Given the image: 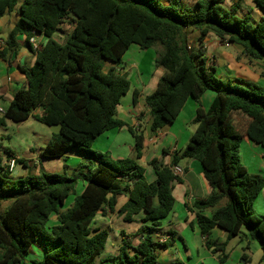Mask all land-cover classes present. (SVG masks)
<instances>
[{
    "label": "trees",
    "instance_id": "obj_1",
    "mask_svg": "<svg viewBox=\"0 0 264 264\" xmlns=\"http://www.w3.org/2000/svg\"><path fill=\"white\" fill-rule=\"evenodd\" d=\"M223 3L200 0L194 8H186L179 0H168L167 5L161 0H0V18L12 11L18 17L0 51L1 60L18 48L17 34H24L27 42L33 35L46 38L34 51L33 65L20 68L25 86L13 94L0 126L6 120L20 123L30 117L47 127L59 125L60 132L51 133L40 156L59 158L69 149L83 156L71 176L40 170L38 176L18 178L0 157V209L7 203L0 210V264H21L33 244L43 251L33 264H94L108 238L107 229L91 226L98 213L117 212L131 222L143 212L142 223L150 222L134 236L138 237L136 244L121 233L117 255L99 264H157V249L169 246L156 243L153 237L174 205L171 184L178 177L170 167L152 159L148 165L156 179L146 181L138 163L143 134L131 127L132 157L113 160L107 153L91 150L101 134L125 126L115 111L130 82L127 73L121 72L124 65L118 66L131 45L142 51L153 49L154 68L163 70L156 89L144 97L152 133L173 123L188 98L197 103L195 130L185 148L173 155L171 165L188 159L203 168L211 193L187 211L195 214L201 236L215 228L226 233V241H206V248L212 254L220 253L218 261L225 263L227 242L244 228L249 239L259 244L264 260V216H256L253 210L264 178L246 171L239 156L243 137L264 148V89L239 79L218 78L216 60L208 59L203 47L212 33L223 43L240 46L248 58L264 60V0H255L262 16L253 25L248 18L237 16V4L226 9ZM63 24L71 30L60 43L53 35ZM188 30L198 32L193 49ZM106 63L116 68L105 70ZM207 91L214 97L204 111L200 99ZM137 95L134 90V103ZM36 108L41 109L39 116L33 115ZM17 162L25 164L21 159ZM78 181L83 182V190L64 210ZM120 194L127 201L116 210ZM208 209L212 210L210 217L202 214ZM53 214L57 224L47 233L44 228Z\"/></svg>",
    "mask_w": 264,
    "mask_h": 264
},
{
    "label": "crops",
    "instance_id": "obj_2",
    "mask_svg": "<svg viewBox=\"0 0 264 264\" xmlns=\"http://www.w3.org/2000/svg\"><path fill=\"white\" fill-rule=\"evenodd\" d=\"M197 1L200 0H185V2L184 0H179V2L186 8H194ZM161 2L164 5L168 4V0H161ZM236 4L238 5L236 10L238 17L248 18L249 20H252L254 24L261 18L262 12L257 7L255 0H224L222 6L226 9H229ZM17 21L18 17L15 11L6 13L0 18V51L6 47L5 43L7 35L14 28ZM55 34L53 35L54 39ZM197 36V31H187L188 42L191 40L195 41ZM36 39L40 44L46 41V38L42 35H37ZM207 39L208 42H206ZM15 40L19 45L18 48L12 52H9L5 60L0 59V109L2 111L5 110L10 104L13 94L25 86V77L20 68H30L35 61L34 50L28 44L26 36L24 34H17ZM203 47L205 49V56L208 59L214 58L216 60L215 75L218 78L223 80L239 79L254 83L256 85L259 84L264 88V60H252L248 58L244 55L240 46L234 44H223L214 34L212 36V33L207 35L203 43ZM136 50L138 52V49ZM125 54L123 58L125 57ZM155 56L152 58V67L154 66ZM136 65L140 64L137 63ZM110 67L115 66L110 63H106L104 69L106 70ZM124 67L125 68L121 70V72L128 74L127 69L130 70V68L126 67V65H124ZM153 69H150V72L146 75L138 70L136 73L134 72L133 76H136V82L133 88L130 86L128 90V92L131 90V99L128 102H125L124 105L119 104L116 107L115 117L116 119L122 121L125 126L108 130L97 137V139L93 142L94 144L99 138H104L105 146L103 151H109L108 153L113 160L124 159L133 156L134 140L128 131V127H131L137 132H141L143 134L144 140L142 156L139 162L142 161L145 165V167H143L144 177L147 182H153L156 179V175L152 167L148 165L149 161L152 159H157L163 165L171 167L173 155L179 154L185 148L191 134L195 130L193 120L195 118L197 109V103L193 99L188 98L173 123L166 125L155 133H152L149 129V109L144 103V97L151 94L156 89L159 78L163 74L162 69ZM134 90L137 91L138 94L135 103L133 102L132 98V93ZM213 97L214 93L211 91L205 92L201 97V106L204 111L208 110ZM40 113V108H36L33 111L34 116H39ZM50 137L45 142V145L49 141ZM242 143L249 147L251 151H257L256 147H253L252 142L247 137H243L241 144ZM261 150V152H258V154H260L256 158V163L254 162L258 171H264V161L262 160L264 158V148ZM164 151L166 152L164 153ZM67 152H70L71 154L76 155L83 160V156L74 149L67 150L62 157L52 159L35 156L33 159L29 160L20 158L18 156L14 157L11 152L10 157L24 161L25 164L19 163L24 170V174L21 177L26 175L38 176L39 171L43 170L42 164L44 161L66 159L65 156ZM8 156L9 154L6 152H3V155L0 154V157L4 159V161ZM250 165L251 164H249V166L243 165V167L248 172L256 171L253 170L255 168L250 167ZM177 166L182 168L183 174L178 177V180L173 181L171 184L172 196L174 198L172 212L167 218L159 222L153 237L154 241L160 245L166 243L169 244L167 248L157 249V264L175 263L172 262L174 260L171 254L168 255L167 259L165 258V253L171 247H175L177 250L178 260L183 264H220L217 256H214V254H212L211 251L206 248L205 243L206 241L219 242L216 237L221 236L219 231L222 230L215 228L208 236H201L196 225L195 214L187 211V208H191L195 201L206 198L211 193V188L203 175V168L198 161L188 159L180 160ZM17 173L18 171L14 168L12 175L16 176ZM122 186L123 180L121 179L119 180V187L121 188ZM83 187L84 184L82 185L81 191L83 190ZM126 201L127 198L125 195H118L116 197L115 209L117 210L119 207L124 205ZM255 204H257V207L260 209L261 214L264 215V187L254 201L253 207ZM202 214L210 217L212 210L208 209ZM143 217L144 213L140 212L133 217V221L127 222L124 221L123 217L119 216L117 212H108L105 215L98 213L95 215L92 220V228L107 229L108 231V238L106 240L105 250L103 252L105 254L104 258L114 257L117 255L121 244V233H124L125 238L132 239L133 244L137 243L138 237L134 236L138 230L143 225H150V222L142 223ZM53 218L55 223H52ZM49 221L51 223L50 228L55 226L57 224L56 215H51ZM171 233L173 235H171ZM240 235L246 239L248 245L250 243V239L247 236L246 230L244 228L241 229V232L238 236ZM223 236H225L224 241H226V233ZM180 241L184 248L183 254L180 252L179 245H177V242ZM195 242L197 243L195 244ZM32 246L33 248H36V251H42V247L40 245ZM33 250L30 248L29 254ZM248 251L249 250L246 247V251L242 250L241 253L238 254L237 258L242 261V264H253L252 258L248 254ZM261 254L262 253L260 250L258 252L257 264H264V260H261ZM227 262L228 260H226L223 264H227Z\"/></svg>",
    "mask_w": 264,
    "mask_h": 264
},
{
    "label": "rangeland",
    "instance_id": "obj_3",
    "mask_svg": "<svg viewBox=\"0 0 264 264\" xmlns=\"http://www.w3.org/2000/svg\"><path fill=\"white\" fill-rule=\"evenodd\" d=\"M249 23L251 25L254 24L252 20H249ZM70 30L71 27L69 25L63 24L60 28V31L55 34V39L58 40L59 42H62L64 40V37L69 33ZM197 37L195 41L191 40L189 42V45L190 47H192V49L195 48L197 45ZM206 42H208V39L206 40ZM223 44H227V43H223ZM130 47L131 48L126 52L125 57L122 60L123 64H121L118 67H123V65H126V67L130 68V70L127 69L128 72L127 78L130 82L131 88H133L136 82V76H133L134 72L136 73L138 70L141 71L144 75L148 74L150 72V69L154 68V66L152 67L153 65L152 58L155 56V53L153 49L142 51L139 50V48H135L137 47L136 45H131ZM136 49H138V52ZM137 63L140 65H136ZM257 85L261 87V85L259 84ZM130 99H131V90L127 93L126 96L122 97L120 105H124V103L128 102ZM238 129L239 131H242L243 129V125H241V122L238 123ZM50 135H51L50 127H47L46 125L40 123L34 118L30 117L26 121L20 123H15L6 120L4 124L0 126V154L3 155V152L8 153L10 151L14 157L18 156L20 158H25L29 160L33 159L35 156L40 157V152L44 148L45 142L50 137ZM104 143H105L104 138H99L93 144V146H91V150L97 153L106 152L107 154H109L108 153L109 151H103L104 150L103 148L105 146ZM252 145L253 147H256L257 151H251V149L247 147L244 143L241 144V147L239 148V156L241 163L246 166H249V164H251L250 167H254L255 169L253 170L256 171H250V172L251 173L253 172L254 174H258L264 178V171H258L255 166L256 164H254V162L256 163L257 156H259L260 154V153L258 154V152H261L262 148L253 143ZM65 158L66 159L44 161L42 164V169H43L42 171L45 173H57L61 175L71 176L74 173V170L78 168V164L81 163L83 160L80 157L71 154L70 152H67ZM262 160L264 161V158ZM138 163L140 166L145 167L142 161L141 162L138 161ZM15 170H17L18 173L16 176L13 177L18 178L23 176L24 170L20 164L16 165ZM82 185L83 182L78 181V183L74 188V191L65 200L64 210L73 204L74 198L80 194ZM6 206L7 203H4L2 206V210L1 209L0 210L3 211V209ZM253 210L256 216L258 217L264 216L261 214V211L257 207V204H255V206L253 207ZM52 223H55L54 218L52 220ZM50 225H51L50 221H48L47 224L45 225L44 229L47 233H50ZM219 233H221V236H217L216 238L219 242H222L225 240V236H223L225 232L219 231ZM196 243L197 242H195V244ZM33 245L38 246V244H33ZM177 245H179L180 252L183 254L184 248L181 241L177 242ZM246 247L249 250L248 254L252 258L253 264H257L258 252L260 251L259 244L255 241L250 240V243L247 245L246 239L241 235L232 238L226 245L225 253L228 256L227 264H242V261L237 257L242 250L246 251ZM31 249L34 250L21 261V264H33V261L36 262L41 259L43 252L36 251V248H33V246H31ZM169 254L173 256L174 261L172 262L177 261L179 263H182L178 260L177 250L175 249V247H171L165 253L166 259ZM218 254H214V256H217ZM104 256L105 254L103 253L98 259L95 260L94 264H99V261L103 259Z\"/></svg>",
    "mask_w": 264,
    "mask_h": 264
},
{
    "label": "built area",
    "instance_id": "obj_4",
    "mask_svg": "<svg viewBox=\"0 0 264 264\" xmlns=\"http://www.w3.org/2000/svg\"><path fill=\"white\" fill-rule=\"evenodd\" d=\"M37 35H33L32 37H30L28 39V43L31 46V48L36 51L37 49H39L40 47V43L37 41L36 39ZM2 110L0 109V113L2 114ZM18 159L14 158V157H10L8 156L7 158H5L4 161V167L9 171L12 172L14 170V168L16 167V165L18 164L17 162ZM171 173L173 176L175 177H179L183 174V170L181 167L177 166V165H173L170 167Z\"/></svg>",
    "mask_w": 264,
    "mask_h": 264
},
{
    "label": "water",
    "instance_id": "obj_5",
    "mask_svg": "<svg viewBox=\"0 0 264 264\" xmlns=\"http://www.w3.org/2000/svg\"><path fill=\"white\" fill-rule=\"evenodd\" d=\"M51 133L58 134L60 132V126L59 125H53L50 127Z\"/></svg>",
    "mask_w": 264,
    "mask_h": 264
}]
</instances>
